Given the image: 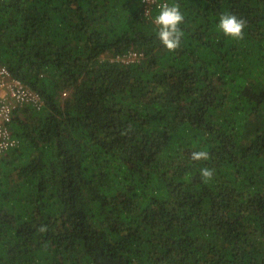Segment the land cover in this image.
Listing matches in <instances>:
<instances>
[{"label":"trees","instance_id":"16d2710c","mask_svg":"<svg viewBox=\"0 0 264 264\" xmlns=\"http://www.w3.org/2000/svg\"><path fill=\"white\" fill-rule=\"evenodd\" d=\"M166 1L175 52L142 0H0V65L44 99L0 152V264H264V0Z\"/></svg>","mask_w":264,"mask_h":264},{"label":"clouds","instance_id":"9594fccd","mask_svg":"<svg viewBox=\"0 0 264 264\" xmlns=\"http://www.w3.org/2000/svg\"><path fill=\"white\" fill-rule=\"evenodd\" d=\"M159 7H160V11L153 20L154 24L157 26V29H158L157 31L158 38L160 42L162 43V45L169 52H175L181 47V40L184 35L180 27V25L185 20L184 14L181 11L180 5L177 3H173V4L163 3ZM246 26H247L246 20H244L243 18H238L237 15L235 14H229V13L221 14L220 19H219V24H218V28L224 33L225 36L230 37L232 39H236V40L244 39ZM130 52H136L137 56L135 58H130L129 57ZM111 59H113V61L115 60L122 64L129 65V64L141 62L144 59V54L143 52H139L136 50H130L122 55L117 56L115 59L114 57H111ZM0 66H3V65H0ZM9 72H10L11 78L17 79L21 81L24 85H27L22 80L14 77L11 71ZM33 91L40 96L39 102H28L23 105H18L9 90L7 89L2 90L0 94V99L4 98L6 102L11 106L9 119L5 122L10 132H11L10 124L12 122L14 112L17 109L23 106H26V105H30V104L33 105L34 107L35 106H38L40 108L43 107L44 105L43 97L41 96L39 92L35 90ZM64 95H66V92H64ZM2 120H3V115L1 111V102H0V122H2ZM11 135L12 137H14L12 132H11ZM191 159L193 161H201V160L207 161L210 159V156H209V153L205 150L193 151L191 153ZM200 175H201L202 180L205 183H208L209 181L213 179L214 171L208 167H204L200 170Z\"/></svg>","mask_w":264,"mask_h":264},{"label":"built area","instance_id":"2783aa9c","mask_svg":"<svg viewBox=\"0 0 264 264\" xmlns=\"http://www.w3.org/2000/svg\"><path fill=\"white\" fill-rule=\"evenodd\" d=\"M145 2V14L151 16V10L156 5L158 8L163 3H167L166 0H142ZM136 52H130L129 57L135 58ZM7 89L15 99L18 105H23L28 102H39L40 96L35 93L30 87L24 85L21 81L11 78L10 72L4 66H0V94L2 90ZM1 111L3 120L0 122V152L10 145L16 144V139L12 137L10 130L7 128L5 122L9 119L11 106L6 102L4 98L0 99Z\"/></svg>","mask_w":264,"mask_h":264},{"label":"rangeland","instance_id":"374dc122","mask_svg":"<svg viewBox=\"0 0 264 264\" xmlns=\"http://www.w3.org/2000/svg\"><path fill=\"white\" fill-rule=\"evenodd\" d=\"M68 92H66V94H67Z\"/></svg>","mask_w":264,"mask_h":264}]
</instances>
